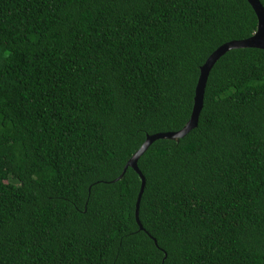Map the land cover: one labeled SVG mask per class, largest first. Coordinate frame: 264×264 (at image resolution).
<instances>
[{"label":"trees","instance_id":"16d2710c","mask_svg":"<svg viewBox=\"0 0 264 264\" xmlns=\"http://www.w3.org/2000/svg\"><path fill=\"white\" fill-rule=\"evenodd\" d=\"M264 6V0H260ZM247 0H0V264H264V50ZM156 240V242L154 241Z\"/></svg>","mask_w":264,"mask_h":264},{"label":"water","instance_id":"95a60500","mask_svg":"<svg viewBox=\"0 0 264 264\" xmlns=\"http://www.w3.org/2000/svg\"><path fill=\"white\" fill-rule=\"evenodd\" d=\"M247 1L250 3L257 16L256 30L248 38L226 42L221 46H219L212 54H210V56L207 58L205 63L200 67V75L196 85L193 108L186 124L180 130L177 131L161 132V133L148 135L146 137V140L140 146V148L129 158V160L124 166L122 174L117 178V179L121 178L128 167H132L138 173L141 179V187L138 193V198L136 202V211H135L136 220L139 223L141 229H143V226L139 219V206L145 189L146 178L138 167V159L140 158V156L148 149L150 144L156 139H160V138L178 139L185 136L193 128L197 127L199 121V115L204 103V93H205V87H206L208 75L212 66L219 59L221 55H223L225 52L233 48L254 47L264 50V6L262 5L260 0H247ZM154 241L156 242L155 239Z\"/></svg>","mask_w":264,"mask_h":264}]
</instances>
